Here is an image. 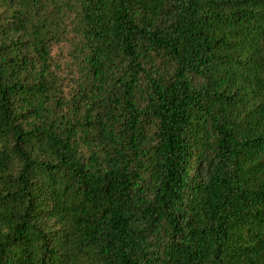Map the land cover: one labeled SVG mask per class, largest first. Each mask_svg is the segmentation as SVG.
<instances>
[{
    "label": "trees",
    "instance_id": "1",
    "mask_svg": "<svg viewBox=\"0 0 264 264\" xmlns=\"http://www.w3.org/2000/svg\"><path fill=\"white\" fill-rule=\"evenodd\" d=\"M0 264H264V0H0Z\"/></svg>",
    "mask_w": 264,
    "mask_h": 264
},
{
    "label": "rangeland",
    "instance_id": "2",
    "mask_svg": "<svg viewBox=\"0 0 264 264\" xmlns=\"http://www.w3.org/2000/svg\"><path fill=\"white\" fill-rule=\"evenodd\" d=\"M65 53H66V49L61 48L60 45H59V46H58V45H54V46L52 47L51 54H52L55 58L60 59V58L64 57Z\"/></svg>",
    "mask_w": 264,
    "mask_h": 264
}]
</instances>
